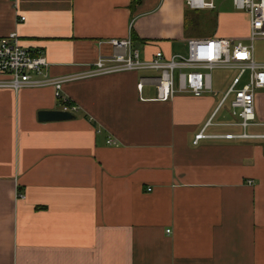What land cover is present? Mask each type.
<instances>
[{
	"label": "crops",
	"instance_id": "obj_1",
	"mask_svg": "<svg viewBox=\"0 0 264 264\" xmlns=\"http://www.w3.org/2000/svg\"><path fill=\"white\" fill-rule=\"evenodd\" d=\"M210 1L0 0V39L16 33L53 77L87 71L113 39L131 38L145 59L186 54L189 40L246 43L250 18L233 0L214 33L185 37L189 13L215 11ZM215 71L235 73L228 88ZM215 71L210 93L169 102L150 82L138 90L149 71L66 83L60 98L0 90V264H264V89L244 130L222 104L238 71ZM66 102L72 119L39 120Z\"/></svg>",
	"mask_w": 264,
	"mask_h": 264
},
{
	"label": "built area",
	"instance_id": "obj_2",
	"mask_svg": "<svg viewBox=\"0 0 264 264\" xmlns=\"http://www.w3.org/2000/svg\"><path fill=\"white\" fill-rule=\"evenodd\" d=\"M192 10L213 9V1L185 0ZM236 10L250 18L246 43L241 39L212 38L189 40L186 54L167 57L157 51L150 59L142 58L131 38L113 39L114 49L110 56H101L87 71L64 77H53L50 64L40 51L21 45L16 33L0 39V90L19 92L23 89L54 88L56 96L66 83L73 81L125 74L139 71L157 73L156 77L144 78L138 84L142 92L145 83L155 85L157 100L169 102L178 95L200 98L212 91V72L215 70L238 71L232 85L226 91L222 104L230 101L232 113L244 130L256 121V92L264 89V63L255 59L254 43L264 40V0H233ZM24 21V18H21ZM248 76L245 83L244 78ZM64 111L75 112L77 107L65 103ZM210 123V122H209ZM243 137H248L246 134ZM204 138L201 133L196 141ZM115 145L114 140L108 141ZM151 191V189H149ZM23 198V195H19Z\"/></svg>",
	"mask_w": 264,
	"mask_h": 264
},
{
	"label": "rangeland",
	"instance_id": "obj_3",
	"mask_svg": "<svg viewBox=\"0 0 264 264\" xmlns=\"http://www.w3.org/2000/svg\"><path fill=\"white\" fill-rule=\"evenodd\" d=\"M210 1V0H207ZM224 3L225 6L231 7L232 2L230 0H217V9L215 11H193L190 12L187 16L185 37L190 39V37H197L202 35H209L210 33H214L217 28L216 23V15L220 13L222 10V5L220 3ZM223 6V7H225ZM225 9V8H224ZM245 13V12H244ZM243 22V20H240ZM238 22V26L240 27L241 23ZM227 29V27H226ZM222 29V33H225ZM256 61L260 63H264V40H257L254 43ZM235 76L234 72L229 71H215L213 73V83L215 87L228 88V84L230 80ZM245 79V78H244ZM242 83H245L243 81Z\"/></svg>",
	"mask_w": 264,
	"mask_h": 264
},
{
	"label": "water",
	"instance_id": "obj_4",
	"mask_svg": "<svg viewBox=\"0 0 264 264\" xmlns=\"http://www.w3.org/2000/svg\"><path fill=\"white\" fill-rule=\"evenodd\" d=\"M74 116L66 111H43L39 113V120L43 122L48 121H65L70 120Z\"/></svg>",
	"mask_w": 264,
	"mask_h": 264
}]
</instances>
